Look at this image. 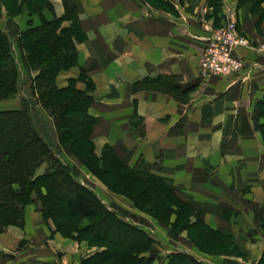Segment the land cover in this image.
Listing matches in <instances>:
<instances>
[{"label":"rangeland","instance_id":"374dc122","mask_svg":"<svg viewBox=\"0 0 264 264\" xmlns=\"http://www.w3.org/2000/svg\"><path fill=\"white\" fill-rule=\"evenodd\" d=\"M48 1L51 9L44 10L45 19H63L61 26L72 28V31L76 33L77 65L60 72L56 77V85L64 88L72 79L79 91L87 93L93 99L88 114L95 120L90 131V141L95 153H101L104 148H109L140 179L145 180L152 176L171 188L172 194L183 206L187 207L182 210L179 208L182 211L183 221H186L187 229L182 230L181 224L176 225L175 228L172 227L176 218L174 214L170 216L169 223L160 222L152 214L136 208L128 196L113 191L97 176H93L73 155L63 151L58 144L51 120L31 95L28 77L18 55L17 62L20 72L18 94L13 98L0 100V111H25L30 116L33 127L53 153L71 168L75 179L92 190L107 209L114 211L125 223L144 230L154 242L155 240L159 242L166 236L179 246H183L182 243L186 240L188 246H194L204 254L230 253L233 246L241 249L244 237H238L237 240L230 236L220 237V233L217 234V230L205 226L202 219L201 202L206 194L204 187L208 180H212L208 179L207 171L213 165H218V161L217 158L207 156L211 147L204 148V142L210 138L207 133L210 127L192 124L201 109V107L189 109L186 106L192 89H186L188 87L181 84L175 87L177 84L174 75L163 74L158 77L138 78L135 59L131 60L133 71L129 76L123 75L124 68L119 66L120 57L127 59L131 57L130 48L125 49L121 38L128 36L136 40L145 34L152 37L156 28L168 32L169 23L163 17L173 13L172 4L175 0ZM230 1L210 0L208 2V6H212L210 9L212 15L209 26L205 28L206 34L225 26L224 12L228 7L235 8L236 15L240 9L244 11L248 24L254 21L256 29L264 33V13L262 12L261 15L258 11L264 8L258 5L257 0H255L257 7L253 11L254 3L244 5L241 4V0ZM157 13H161L162 18L156 16ZM23 14L22 17H25L26 21L28 19L26 12ZM123 18L127 19L124 22L125 27ZM3 19L2 17L0 20V28ZM34 19L36 25L40 24L38 19ZM139 24L143 25L141 32ZM180 25L179 22L176 30ZM236 27L239 36L247 39L250 44L253 45L255 42L259 44L264 41V36L260 34V38L256 41L248 38L238 15ZM133 47L136 50L139 49L135 45ZM240 50L247 52L245 48H240ZM199 59L200 56L197 59L198 76L193 83L197 82L200 86L209 79L221 78L204 79L199 73ZM152 78H161L160 81L164 85L158 86L160 91L151 90L153 87L147 79ZM190 84L192 85L191 82ZM147 87L150 89H146ZM139 97L142 98L141 107L138 105ZM197 105L199 104H194V107ZM248 133L249 131L245 130L242 134L248 136ZM255 159L254 157H239L235 159L233 165L238 168L252 166L255 164ZM239 175L240 173L236 171V176ZM233 176L234 173L231 174V177ZM67 193L69 194V190L65 186L57 190L60 197L69 199L70 194ZM233 195L234 190L231 188L226 192L222 191L226 202L232 201ZM67 199L64 200L68 202L69 207L73 202ZM78 202H74L76 204L71 206L76 208ZM223 208H225L221 214L223 222L225 220L235 221V224L228 222L232 229L239 224L236 217H233V205L229 202ZM242 213L249 214L242 211L239 215ZM241 221L243 222L242 219ZM116 231L115 234H111V237L119 240L122 235L118 230ZM203 231L205 235L214 236L215 241L210 239V242L205 235L200 237L198 233L201 234ZM126 234L127 237H132ZM195 234L199 237L195 238ZM102 248L90 245L84 237L77 238L76 233L72 236L62 235L57 231L54 221L50 218L45 220L41 218L36 205L31 204L26 207L23 227L7 228L0 234V264H82L84 260L103 251ZM145 255L149 257V253ZM190 257L196 259L191 254Z\"/></svg>","mask_w":264,"mask_h":264},{"label":"trees","instance_id":"16d2710c","mask_svg":"<svg viewBox=\"0 0 264 264\" xmlns=\"http://www.w3.org/2000/svg\"><path fill=\"white\" fill-rule=\"evenodd\" d=\"M249 3H254L253 11L257 7L255 0H241V4ZM257 3L264 4V0H257ZM49 9L51 5L48 0H0V20L2 17L5 19V29L0 28V100L18 94V55L28 77L31 95L51 120L63 151L73 155L113 191L128 196L136 208L152 214L160 222L169 223L170 216L174 214L176 218L172 227L181 224L182 230L187 229L181 211L187 207L172 194L171 188L152 176L140 179L109 148L95 153L90 141L95 120L88 114L93 99L79 91L72 79L64 88L56 85L60 72L77 65L76 33L72 28L61 26L63 19L46 20L44 10ZM258 11L264 13V9ZM24 12L28 19L26 27L21 30L16 18L24 15ZM34 18L40 24L36 25ZM160 79H147L153 87L151 90H161L158 86L164 83ZM257 113L263 120L259 128L264 139V98L257 104ZM61 186L69 190V199L65 197L73 202L69 207L65 198L57 194ZM77 201L76 208L72 207ZM31 204L36 205L41 218L52 219L62 235L72 236L76 233L77 238H86L90 245L103 247V251L82 264L152 263V259L145 254L150 253L153 239L144 230L121 220L101 203L92 190L77 181L71 168L53 153L35 130L25 111L2 110L0 234L7 228L23 227L26 207ZM116 230L122 235L119 240L111 237ZM126 233L132 237H127ZM198 234L204 236L205 231ZM199 235L195 234V238ZM205 236L215 241L214 236ZM220 237L228 238L223 234ZM233 252L246 256V252L236 246L232 247ZM168 264L200 263L180 252L170 255ZM258 264H264V253Z\"/></svg>","mask_w":264,"mask_h":264},{"label":"crops","instance_id":"0c3cea01","mask_svg":"<svg viewBox=\"0 0 264 264\" xmlns=\"http://www.w3.org/2000/svg\"><path fill=\"white\" fill-rule=\"evenodd\" d=\"M208 2L210 0H175L173 13L163 17L169 23L168 32L156 28L152 37L145 34L136 40L124 35L121 42L125 49L130 48L131 59L120 57L119 66L124 68L123 75L129 76L133 71L131 60L135 59L138 78L174 75L177 86L181 84L187 86L186 89H192L186 106L189 109L201 107L192 124L210 127L207 130L210 138L204 142V148L211 147L207 156L218 161V165H213L207 171L208 179L212 180H208L204 187L206 194L201 202L202 219L205 226L212 227L221 235L236 238L234 240L244 237L241 249L246 256L234 252L227 256V253L204 254L194 246H188L186 240L183 246H179L164 236L159 242L155 240L151 248V264H167L170 255L179 250L189 256L191 254L200 264H258L264 253V139L259 128L263 120L257 113V104L264 98V54L243 51L247 63L241 72L234 76L209 79L200 86L197 82L193 83L198 76L197 59L204 49V38L208 35L205 28L209 26L212 15V6H208ZM260 5L264 8L263 3ZM237 15L248 38L256 41L260 35L264 36L256 29L254 21L248 24L244 11L240 9ZM156 16L162 18L161 13ZM122 20L125 27L127 19ZM16 22L21 30L25 28V17H17ZM179 22L181 25L176 30ZM142 26L139 24L140 32ZM1 28H5L4 19ZM134 45L139 49L136 50ZM141 103L142 98L139 97V107ZM194 104L199 105L194 107ZM245 130L249 131L248 136L242 134ZM239 157H254L255 164L235 167L233 162ZM236 171L240 173L239 176H236ZM229 188L234 190V197L226 202L222 191L226 192ZM229 202L233 205V217L239 222L232 229L229 223L235 224V221L223 222L221 218L225 209L223 206ZM242 211L249 214L239 215Z\"/></svg>","mask_w":264,"mask_h":264},{"label":"built area","instance_id":"2783aa9c","mask_svg":"<svg viewBox=\"0 0 264 264\" xmlns=\"http://www.w3.org/2000/svg\"><path fill=\"white\" fill-rule=\"evenodd\" d=\"M224 14L225 26L210 32L204 38L205 45L199 59V73L204 79L229 76L242 71L247 61L240 48L254 54H264V41L252 45L247 39L239 36L235 8L228 7Z\"/></svg>","mask_w":264,"mask_h":264}]
</instances>
